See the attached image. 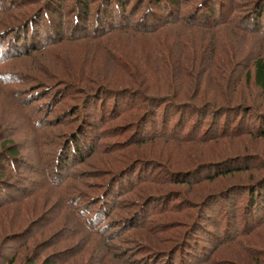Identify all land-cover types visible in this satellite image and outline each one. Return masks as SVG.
I'll return each instance as SVG.
<instances>
[{"label": "trees", "instance_id": "obj_1", "mask_svg": "<svg viewBox=\"0 0 264 264\" xmlns=\"http://www.w3.org/2000/svg\"><path fill=\"white\" fill-rule=\"evenodd\" d=\"M229 30L235 38L264 37V0H0V68L26 55L41 59L51 54L60 60L58 45L87 40L94 43V50L111 56L132 80L127 88L102 85L97 97H89L97 79L91 73L70 71L68 78L61 80L49 73V78L56 79L51 80L50 88H46L47 81H35L26 91L21 90L35 97L41 93L49 95V106L75 100L65 106V113L69 114L65 120H49L57 128L68 129L55 130L47 143L56 146L52 180L57 186L63 183L59 168L65 166L66 160L61 159L65 151L74 165L85 163L87 157L96 154L122 153V157L114 156V162L104 160L107 170L92 174L105 179L95 194L85 192L72 198L75 195L69 192L74 184L63 185L68 194L61 187L46 184L51 181L43 184L49 195L57 199L54 207L24 230L15 231L8 242L25 246L33 235L54 224L58 218L53 214L60 201L77 206L79 200L77 208L83 221L79 217L75 224L64 225L62 221L55 237L36 244L24 254L22 264H72L82 250H88L76 240L82 229L86 237H92V232L100 237L105 233L111 241L128 242L133 255L136 250L142 254L133 257L132 264H159V260L160 264H238L222 257L221 250L241 242L246 244L250 234L264 230L263 154L222 151L216 158L201 160L193 156L184 164L180 159L174 162L158 155L130 160L125 157L134 145L156 140L173 145L220 140L222 147H230L244 136L264 139V110L251 93L237 96L243 84L247 90L259 89L264 95V50L255 51L254 61H247L250 66L238 64L236 54L241 47L236 46L235 38L224 33ZM121 34L153 36L156 41L143 58H136L118 46L115 40ZM195 35H200L199 39L193 40ZM241 65L244 73L239 75L235 69ZM13 76L17 74L0 71V88L8 91ZM79 82L85 85L78 86ZM57 85L60 88L56 89ZM161 87L163 91L159 90ZM59 89L62 91L55 97ZM123 99L133 102L122 106ZM142 109L144 113L131 119V124H117L126 112ZM48 114L55 116L56 112ZM38 122L36 125H40ZM102 122L105 127L111 123L114 126L101 130ZM102 133L105 138L117 140L103 143ZM0 141L3 213L9 207L23 206L39 192L24 182L29 162L20 147L10 137L0 136ZM226 178L225 185L217 187L216 182ZM205 183L212 184L206 185L210 190L203 195L202 188H198ZM171 185L185 188L167 189ZM179 212L185 217L177 220L180 224L164 220L168 214ZM170 231L174 234L166 238L165 233ZM90 240L88 237L87 246ZM103 240L96 258L94 249L88 250V264H99L102 257L111 264L112 259L121 258L127 250L112 254L115 246L102 237L100 241ZM72 241L77 242L66 249L58 247ZM246 247L253 260L264 264V245L251 243ZM4 251L2 247L0 257L4 254L8 259L3 264L19 263L17 253L8 257ZM145 256L157 259L146 262Z\"/></svg>", "mask_w": 264, "mask_h": 264}, {"label": "rangeland", "instance_id": "obj_2", "mask_svg": "<svg viewBox=\"0 0 264 264\" xmlns=\"http://www.w3.org/2000/svg\"><path fill=\"white\" fill-rule=\"evenodd\" d=\"M238 2V1H236ZM246 5V4H245ZM248 5V4H247ZM259 7H263V4H260ZM239 22L240 19L238 20ZM246 23V22H244ZM248 23V21H247ZM249 24V23H248ZM224 33H227L230 38H235L234 33L229 31H224ZM236 35V34H235ZM120 36V37H119ZM200 35H195L193 37L195 39H199ZM236 39V46H240L241 48L237 52V63L238 64H246L245 66L249 65L247 61L251 59V61H254V55H256L255 51L258 50H264V37L263 36H237ZM118 42V46H122L125 51H127L130 55L136 56V58L144 57L143 53L149 52L150 49L153 46V43H155V39L153 36H146V35H126L121 34L118 35V38L115 40ZM94 43L87 40H80L74 42H66L63 44H60L56 47V50L58 52V55L60 57V60H56L54 57L51 56V54H45V57L39 59L35 55L29 56H21L19 59L14 60L10 63H4L0 71L1 72H9L10 74H17V76H13L12 83L8 85V91H4L2 88H0V136L7 138L10 137L13 140V143L22 150V155L26 158L29 162L27 165V182H25L26 185L32 186L34 189L38 190V195L27 201L23 206H15V207H9L3 211V213H0V249L3 250L5 254H8V257L11 255L13 256L15 253L18 254L17 262L18 264H22L23 261L22 258L24 254L30 253L36 244H38L41 240L49 239L50 237H55L56 232L59 231L61 228L62 221H64V225L68 223L75 224L76 219H79L83 221V217L79 215V208L77 206H80V201H77V206L64 201H60V205L57 206L58 208L55 210L54 214L56 218V222L52 225H50L47 229L42 230L39 234L33 235V238L27 242V245L21 246L17 243H11L8 242L9 239L13 236V234L17 233L15 231L17 230H24L30 222H33L36 218L39 216H43V213L47 210L54 207L56 203V198L50 196V191H46L45 188H43V184L46 182L48 185H51L55 188L61 187L62 190L65 189L64 192L68 194V188L63 185L67 184H74V187L72 191L69 193L74 194L75 196L72 198H76V196H79L81 194H85V192H89V194H95L98 192L99 187L101 184L104 183L105 179H100L99 177H96L95 175L97 172H100L101 169H106L105 164L107 160L109 162H114V156L122 157L121 154H113V155H107V154H96L91 156L90 158L87 157V160L85 163H77L76 165L73 164V160H70L66 158L67 153H62L61 159L66 160L64 162L65 166L60 167L59 171L61 174H63V183L60 186H57L56 183H53V176L55 174V170L53 168L54 165V155L56 152V146H50L47 144L49 142L50 136H52L53 132L55 133V130H59V132H63L64 130H68L64 127H56L54 125H51L50 121L51 118H54V122H58L59 120H65L66 116L69 114H66L65 112V106H69V104H72V101L75 102V100L67 102L65 105L64 103L57 102H51V106H49V102L47 101L50 97L49 95H45L41 93L37 98L32 93H22L21 90L26 91V87H28L29 84L35 81H41L46 82L49 84L46 86V88H50L52 81L61 78H68V72L73 71L75 73H84L85 75L88 73H91V76L93 78H96L97 80L94 81V79L91 78V81H94L93 86L91 85V89L93 93H91V96L89 97H97V91L100 90L102 85H108V86H125L122 88H127V85L132 83V80L129 78V76L114 62L112 61L111 56H108V54L102 50H94ZM132 56V57H133ZM19 65V67H18ZM244 66L241 65L239 67H236V71L241 75V73H244L243 68ZM235 71V73H236ZM243 71V72H241ZM47 73V75H46ZM52 73L54 78H49L48 74ZM39 76V78H38ZM142 77V76H141ZM242 77V76H241ZM26 81V82H25ZM77 81V80H76ZM59 84H62V81H58ZM78 82V81H77ZM33 84V83H32ZM78 85V84H77ZM85 85L81 82H79L78 86ZM136 85V84H135ZM107 86V87H108ZM60 88V86L57 85L56 89ZM152 89V88H151ZM163 87H161L159 90L163 91ZM94 90H96L94 92ZM49 90H47L48 92ZM62 91V89L57 90L58 94L55 95V97L59 96V93ZM240 93L247 95V93H251V96L255 98V100L258 103V106L260 105L262 110H264V95L261 94L260 90L255 89V91H252V89L249 88L247 90V85L243 84V87L240 91H238L237 96L240 95ZM45 95V96H44ZM78 96V94H77ZM32 97V98H31ZM25 98H30V100H26ZM106 98V97H105ZM113 99V97H112ZM52 101V99H51ZM137 101V99H136ZM133 101H130L129 99H123L121 101L122 106H128ZM48 107L46 106V104ZM121 106V107H122ZM257 106V107H258ZM49 107H51L49 109ZM54 110L56 112V115L51 116L48 113H51ZM260 109V108H259ZM36 110H41V112L36 113ZM67 110H72L68 109ZM67 111V112H68ZM99 112L97 111V114ZM144 113V110H138L135 112L128 111L126 112L125 118L118 121L119 125L124 124H131V119H135L141 114ZM47 114L49 116H47ZM137 114V115H136ZM137 116V117H136ZM38 120H41V122H38ZM40 123V125H36V123ZM48 124V126H46ZM82 126V124H81ZM106 125L103 126L102 122V129H104ZM114 126V123H111L107 127ZM105 127V128H107ZM45 128V129H44ZM54 128V131L51 129ZM42 129V130H41ZM57 132V131H56ZM115 133V132H114ZM8 134V136H7ZM41 134V135H40ZM56 134V133H55ZM129 133H127L128 135ZM105 135L102 133V141L101 142H111L114 140H117L114 137L105 138ZM113 136V135H110ZM87 139V145L90 148V140L88 137ZM3 140V139H2ZM223 142V140H221ZM235 141V140H234ZM1 142V141H0ZM215 142H218L217 144ZM234 144L229 146L222 147V143H220V140L213 141L212 143H191V144H184V145H173V144H166L162 141H153L148 142L140 145H134L131 149H129L126 152H129L131 150V153H128L125 155V157L130 159H136L140 156H161L164 158H172L174 159V162L177 160H182L181 164H184L185 162L192 161V157L194 156L197 158L205 159V158H211L215 156L220 155L222 151L226 152H242V153H250V152H260L264 155V139L259 138H252V136H244L243 139L240 141L233 142ZM1 145V144H0ZM124 150V148H123ZM227 154V153H226ZM129 155V156H128ZM110 156V158H109ZM89 158V159H88ZM134 162V161H133ZM131 162V165L133 164ZM136 162V161H135ZM117 165H120V161H117ZM180 164V163H178ZM61 165V164H60ZM63 165V164H62ZM135 165V163H134ZM104 166V167H103ZM14 167L16 165L14 164ZM107 170V169H106ZM37 171L40 172V175L37 173ZM83 176V178H82ZM228 178L226 179H220L216 182L218 185L217 187H222L227 182ZM23 182V183H24ZM84 183H88L89 186H84ZM207 184L212 183H205L202 184L200 188L201 194H206L209 190L206 188ZM41 187V188H40ZM216 187V188H217ZM177 190L178 188H185V186H178V185H171L167 187V189ZM67 190V191H66ZM176 193V192H174ZM192 197V195H191ZM190 197V198H191ZM191 202L193 200L190 199ZM31 213V214H30ZM76 218V219H75ZM185 217H183V214L181 212L179 213H171L164 218V220H172L175 221V224H180V221H183ZM177 220H180L179 223H177ZM189 219L186 218V221ZM30 225V224H29ZM84 227V226H83ZM85 228V227H84ZM176 230V229H175ZM174 230V231H175ZM75 231L74 233H76ZM91 233V231H90ZM91 236H88L91 238L90 243L87 246L88 237H86V232L82 229L78 232L76 235V240L78 241V244L82 247L87 248L90 250V248L94 249V257L96 258V255H100L99 249L103 247L104 240L100 241V239L103 237L108 244H113L116 249L112 250L113 252L116 251H122L124 249V255L121 258H115L111 260V264H132L133 263V257H140L142 256L141 253H138L136 250L132 254V247L129 246L128 242H122L120 239L116 241H111L109 239H106L105 233L102 234L100 237V234H97L96 232H92ZM108 234V232L106 233ZM166 238L174 234L173 231H170L168 233H165ZM128 235V234H127ZM123 235V236H127ZM86 237V238H85ZM51 238V239H52ZM72 241L69 243H62L58 247L61 249H66L70 246H72L75 242ZM153 242H156L157 240L155 238H152ZM246 244L243 242L239 244H233L232 246H226L221 250L222 257L228 258L230 261L238 262V264H262L257 263L255 260L252 259V256L246 252L247 247L246 245H249L251 243L258 244V245H264V230H262L261 233H253L250 234L246 240ZM247 242L249 244H247ZM87 246V247H86ZM96 249H98L96 251ZM88 250H82L80 254L77 255L76 258H74L72 264H88L90 262V254ZM48 253V252H47ZM46 253V254H47ZM50 253V252H49ZM4 256V257H3ZM0 257V264H3L5 261V255ZM148 256V255H147ZM146 258V262H154L156 259L154 258ZM2 258V259H1ZM108 260V259H107ZM93 262H96V259L93 260ZM108 264L105 257L101 258V261L99 264ZM161 263V260H159ZM159 263V264H160Z\"/></svg>", "mask_w": 264, "mask_h": 264}]
</instances>
